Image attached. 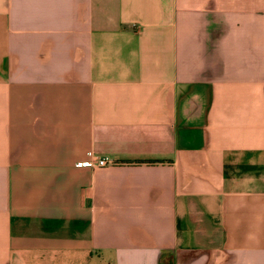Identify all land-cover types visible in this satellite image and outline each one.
I'll use <instances>...</instances> for the list:
<instances>
[{"label":"crops","instance_id":"crops-1","mask_svg":"<svg viewBox=\"0 0 264 264\" xmlns=\"http://www.w3.org/2000/svg\"><path fill=\"white\" fill-rule=\"evenodd\" d=\"M0 264H264V0H0Z\"/></svg>","mask_w":264,"mask_h":264},{"label":"built area","instance_id":"built-area-1","mask_svg":"<svg viewBox=\"0 0 264 264\" xmlns=\"http://www.w3.org/2000/svg\"><path fill=\"white\" fill-rule=\"evenodd\" d=\"M113 163H114L113 160H111L108 157H99L93 152H90L89 157L87 159L78 161L76 165L79 167L94 168V167H104Z\"/></svg>","mask_w":264,"mask_h":264},{"label":"trees","instance_id":"trees-1","mask_svg":"<svg viewBox=\"0 0 264 264\" xmlns=\"http://www.w3.org/2000/svg\"><path fill=\"white\" fill-rule=\"evenodd\" d=\"M159 162H164V161H163V160H136V161H123V163H135V164H141V163L154 164V163H159Z\"/></svg>","mask_w":264,"mask_h":264}]
</instances>
